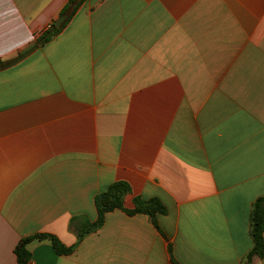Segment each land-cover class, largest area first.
I'll use <instances>...</instances> for the list:
<instances>
[{
  "label": "crops",
  "instance_id": "0c3cea01",
  "mask_svg": "<svg viewBox=\"0 0 264 264\" xmlns=\"http://www.w3.org/2000/svg\"><path fill=\"white\" fill-rule=\"evenodd\" d=\"M69 2L0 0V264H264V0H83L34 48Z\"/></svg>",
  "mask_w": 264,
  "mask_h": 264
},
{
  "label": "trees",
  "instance_id": "16d2710c",
  "mask_svg": "<svg viewBox=\"0 0 264 264\" xmlns=\"http://www.w3.org/2000/svg\"><path fill=\"white\" fill-rule=\"evenodd\" d=\"M83 0H70L69 4L63 10L62 15L70 13L67 22L63 27L57 28L54 24L50 26L47 30L42 32V34L38 37L37 42L34 48L40 47L54 39L57 35H59L64 27L67 25L73 14L76 12L80 4ZM73 7V8H72ZM22 56H19L16 59L11 60L5 66H11L17 61H19ZM129 187L127 184L122 182H117L113 184L108 191L98 195L95 199V205L98 211V218L93 223H85L82 222L78 226V236L79 239H82L86 234L90 232H95L100 229L105 221V216L108 212L113 211L115 209H123V199L125 195L128 193ZM126 211V210H125ZM166 211L165 207L159 203L158 201H149L144 202L141 200L136 201V209L128 211V213H147L154 219L156 213H164ZM251 235L254 241V247L251 253L249 254V261H251L252 257L264 256V240H263V232H264V197L258 199L254 204V208L252 210L251 218ZM34 239H49L52 241L56 251L60 254H67L72 251L73 248H65L60 241L51 235H36L33 237H28L22 239L16 247V255H17V264H28L30 261V252L27 250V244Z\"/></svg>",
  "mask_w": 264,
  "mask_h": 264
},
{
  "label": "water",
  "instance_id": "95a60500",
  "mask_svg": "<svg viewBox=\"0 0 264 264\" xmlns=\"http://www.w3.org/2000/svg\"><path fill=\"white\" fill-rule=\"evenodd\" d=\"M68 17H69V14H64L62 15L58 20H56L54 22V25L57 27V28H61L64 26V24L67 22L68 20Z\"/></svg>",
  "mask_w": 264,
  "mask_h": 264
}]
</instances>
